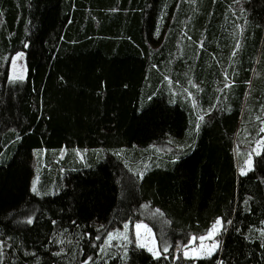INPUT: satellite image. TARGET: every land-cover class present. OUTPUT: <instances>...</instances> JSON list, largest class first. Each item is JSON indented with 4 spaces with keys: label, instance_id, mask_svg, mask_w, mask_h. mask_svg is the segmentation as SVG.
Listing matches in <instances>:
<instances>
[{
    "label": "trees",
    "instance_id": "16d2710c",
    "mask_svg": "<svg viewBox=\"0 0 264 264\" xmlns=\"http://www.w3.org/2000/svg\"><path fill=\"white\" fill-rule=\"evenodd\" d=\"M263 121L264 0H0V264H264V145L242 174L235 152ZM219 218L216 252L185 257ZM136 221L160 256L100 249Z\"/></svg>",
    "mask_w": 264,
    "mask_h": 264
},
{
    "label": "rangeland",
    "instance_id": "374dc122",
    "mask_svg": "<svg viewBox=\"0 0 264 264\" xmlns=\"http://www.w3.org/2000/svg\"><path fill=\"white\" fill-rule=\"evenodd\" d=\"M18 54H22V55H18ZM26 73H27V68H26L25 53L23 51H20V52L14 54V56L12 57L10 69H9V77L11 80L23 79V78H25ZM190 86H191V88H198V86L193 84V83H191ZM191 88L188 87L186 89V93L188 95H190V97H191L190 103L195 110L194 114H195V118L197 121V123L195 122V129H196L195 131L198 132L199 125L201 124V122H203L202 120L205 117V115L207 114L208 110L204 109L196 101V99L194 98L195 97L194 94L191 92ZM249 106H250V104L247 103L246 100H244L243 106H242L243 111H247V113H248V111L250 109ZM246 123H247L246 119L243 121H242V119L239 120L236 134L239 132L240 135L242 136L243 131H245L247 126H248V124H246ZM261 129H264V121L262 122ZM261 129H260V131H261ZM259 136L260 137H258V139L256 140V142L253 146L251 145V140H248L247 144L246 145L243 144V147H241V148L238 147L240 145V139H241L240 136H238L237 142L235 139V146H236L235 152H236V156L240 162L239 172L241 174L246 173L247 171H249L250 169L253 168V161H254L255 155H258L257 153L260 154L262 151V148L264 145V132L261 131ZM189 145H190V143L187 144V143L181 142L179 140H175V139L173 140L172 139V140H169V143L166 144L163 148L166 149L168 151V153H170V154L178 155L179 152H181L182 150H185ZM151 148H152V152L147 151L146 155H144L145 157L150 156V158H151L152 156L160 155V152L162 151L161 146L154 145ZM37 152H38V150H36V152H35L36 155L38 154ZM65 154H66V151L64 149L59 152V155L61 157H63ZM43 156H44V153H43ZM78 157L79 158L83 157L81 152H78ZM130 161H131L132 166L133 165L135 166L138 164V162H135V164L133 163L135 160L133 161L131 159ZM38 166H39V164L36 166V176L34 179L36 191H34V192L39 193V194H43L44 191H42V189L40 188V183H38V181H37L38 180L37 179V177H38L37 176L38 175V172H37ZM217 220L221 221V227H220L219 231L216 234H214L210 239H204L203 241H201L199 238L200 237H207L213 226L211 227V229L209 230V232L206 235L194 236V237H192V239L190 240V242L186 246L180 247V249L182 250V254L185 257L199 258V257L209 256L208 252L211 249V246L213 244L217 245V247L211 251V255L216 252V250L220 247L219 233L223 227L222 218H219ZM217 220H216V222H217ZM136 225H146L147 229H150V232L144 228L137 229ZM193 238H196V239H193ZM130 245H139V246L143 245V247L148 249V251H149V249H152V251H150V252L153 255L155 253L154 256H160L161 255V252L159 250L154 231L144 221L126 222L121 227H117V228L111 230L103 238V241L100 244V249L104 252L108 248L114 247V248H116V250L121 249L123 252V250H125ZM193 250H195V252ZM185 253H188V255H185Z\"/></svg>",
    "mask_w": 264,
    "mask_h": 264
},
{
    "label": "snow or ice",
    "instance_id": "6c2138e0",
    "mask_svg": "<svg viewBox=\"0 0 264 264\" xmlns=\"http://www.w3.org/2000/svg\"><path fill=\"white\" fill-rule=\"evenodd\" d=\"M18 55H22V54H18ZM261 131L264 132V129H261ZM257 154H259V153H257ZM32 190L36 191L35 182L33 183ZM220 227H221V221L217 220V222L213 225L211 231L209 232L208 236L207 237H200L199 239L201 241H203L204 239H210L214 234H216L219 231ZM136 228L137 229L144 228V229H146L147 231L150 232V229H147L146 225H136ZM193 239H196V238H193ZM141 246H143V245H141ZM216 247H217V245L213 244L211 246V249L209 250L208 254L211 255V251L214 250ZM149 251H152V249H149ZM163 251L167 252L168 249L164 248ZM193 251L195 252V250H193ZM154 255H155V253H154ZM185 255H188V253H185Z\"/></svg>",
    "mask_w": 264,
    "mask_h": 264
},
{
    "label": "crops",
    "instance_id": "0c3cea01",
    "mask_svg": "<svg viewBox=\"0 0 264 264\" xmlns=\"http://www.w3.org/2000/svg\"><path fill=\"white\" fill-rule=\"evenodd\" d=\"M194 237V236H193Z\"/></svg>",
    "mask_w": 264,
    "mask_h": 264
}]
</instances>
